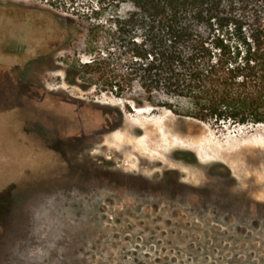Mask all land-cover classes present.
Listing matches in <instances>:
<instances>
[{
    "label": "rangeland",
    "instance_id": "rangeland-1",
    "mask_svg": "<svg viewBox=\"0 0 264 264\" xmlns=\"http://www.w3.org/2000/svg\"><path fill=\"white\" fill-rule=\"evenodd\" d=\"M97 2L0 0V37L21 35L49 71L0 73V264H264V126L140 113L81 87ZM144 120L172 140L148 139ZM48 166L64 175L41 186Z\"/></svg>",
    "mask_w": 264,
    "mask_h": 264
},
{
    "label": "trees",
    "instance_id": "trees-1",
    "mask_svg": "<svg viewBox=\"0 0 264 264\" xmlns=\"http://www.w3.org/2000/svg\"><path fill=\"white\" fill-rule=\"evenodd\" d=\"M86 20L92 58L74 73L84 89L203 123L264 126V0H98ZM70 124L79 130L66 139L85 136ZM58 174L48 166L41 186Z\"/></svg>",
    "mask_w": 264,
    "mask_h": 264
},
{
    "label": "flooded vegetation",
    "instance_id": "flooded-vegetation-1",
    "mask_svg": "<svg viewBox=\"0 0 264 264\" xmlns=\"http://www.w3.org/2000/svg\"><path fill=\"white\" fill-rule=\"evenodd\" d=\"M21 35L15 37V40L10 45V42L6 41V37L2 36L0 39V73H9V69L13 68V72L17 74H42L48 73L49 71L42 70V61L39 60V55L33 54L31 60L26 61L27 58V41L21 38ZM32 45V44H31ZM36 46V44H34ZM27 64H29L27 66ZM12 66V68H11ZM4 92L3 88H0ZM5 101L0 95V103ZM2 104V103H1Z\"/></svg>",
    "mask_w": 264,
    "mask_h": 264
},
{
    "label": "bare ground",
    "instance_id": "bare-ground-1",
    "mask_svg": "<svg viewBox=\"0 0 264 264\" xmlns=\"http://www.w3.org/2000/svg\"><path fill=\"white\" fill-rule=\"evenodd\" d=\"M150 109H151L150 107H146V108L136 109V111L137 112H140V113H150L149 112ZM162 116H163V114H162ZM138 125L145 130L144 133H145V135L147 136L148 139H159V138H163L166 141L172 140L171 137H168L166 135L168 133V131H166L163 126L157 125L156 122L155 123H145V120H144L142 122H139ZM184 140H187V139H184ZM259 141H261V140L259 139ZM169 145L170 144H168V146ZM157 151L159 152V151H161V149L159 148V149H157ZM166 151H167V148L164 150V152H166ZM227 153H228V151H227Z\"/></svg>",
    "mask_w": 264,
    "mask_h": 264
}]
</instances>
